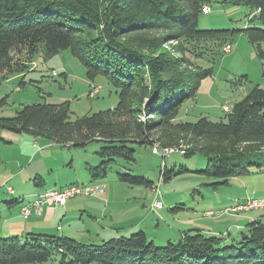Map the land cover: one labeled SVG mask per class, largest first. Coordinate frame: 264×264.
I'll return each mask as SVG.
<instances>
[{"label":"trees","instance_id":"16d2710c","mask_svg":"<svg viewBox=\"0 0 264 264\" xmlns=\"http://www.w3.org/2000/svg\"><path fill=\"white\" fill-rule=\"evenodd\" d=\"M210 2L0 0L4 79L27 73L37 54L49 58L71 49L91 79L104 75L119 94L114 108L76 119L71 118L69 101L27 104L14 116L0 117V128L64 147L100 142L99 163L87 164L93 181L106 177L120 160L135 161L132 144L159 142L161 148H171L180 144L181 136L189 139L186 156L203 153L208 158L202 172L217 178L216 185L249 174L251 168L264 171V159L258 158L264 156V88L259 85L227 111V122L208 117L173 122L185 100L194 98L201 82L213 73L212 66L201 67L196 59L205 55L215 59L239 33L255 44L264 41V27L199 28L200 15ZM221 2L253 9L264 25V0ZM157 131L161 134L154 139L151 134ZM169 131L174 135L162 141L161 135L168 136ZM165 173L167 180L175 171ZM117 176L130 185L154 184L129 172ZM35 182L46 184L41 176ZM230 238L192 229L178 241L157 246L143 230L99 244L66 235L15 234L0 237V264L44 263L55 254L61 256L60 264H264L263 221L249 223L238 239Z\"/></svg>","mask_w":264,"mask_h":264},{"label":"rangeland","instance_id":"374dc122","mask_svg":"<svg viewBox=\"0 0 264 264\" xmlns=\"http://www.w3.org/2000/svg\"><path fill=\"white\" fill-rule=\"evenodd\" d=\"M209 5L211 10L203 11L200 15L199 28L264 27L257 20V13L247 6L225 4L221 0H211ZM226 47L215 59L209 55L196 59V64L201 67L212 66L213 73L201 82L194 98L185 100L174 123L196 122L201 117H208L214 122H227L225 107L230 111L256 85L264 88V41L255 44L246 33H239L231 49L227 51ZM30 64L32 68L25 74L9 75L8 79H4L6 72L0 73V117L14 116L27 104L69 101L71 118L76 119L114 108L119 102L117 87L102 74L91 79L87 67L71 49L61 50L49 58L37 54ZM22 80L25 81L24 84H21ZM94 86H99L100 92L92 97L90 92ZM1 132L0 128V134ZM169 133L165 137L164 134L161 135V140L168 142L174 135L173 132ZM160 134L157 131V134L151 136L156 139ZM18 136L21 141L5 139L6 142L3 143L0 140V176L6 179L23 166L24 173L17 178L22 181L12 179L7 186L21 187L22 192H26L23 193L26 201L31 200L32 193L38 189L35 182L37 171L46 179L48 187H60L71 180L78 185H89L93 182L87 164L99 163L97 152L102 146L100 142H90L85 148L64 147L53 143L50 145L54 146H49L42 138H33L28 134ZM181 137L180 144L171 147L179 150L175 149L167 155L165 151L163 155L160 145L157 144L159 142L154 145L132 144L136 149L135 161H118L106 177L92 183L105 184L107 191L112 190L113 197H116L114 207L125 209L119 219L127 217L125 220H142V229L135 232L144 230L157 246L166 245L171 239L170 236L174 235V229L179 231L192 226L190 221L208 225L211 220L203 218L204 215L207 216L208 210L213 209L214 212L207 214L218 216L227 209H219L222 206L229 205L232 210L240 200L264 199V171L251 168L249 174L234 176L226 184L216 185L214 183L218 181L217 178L202 172L207 167L208 158L203 153L186 156L183 152L190 145L189 139ZM35 140L38 141L36 145ZM155 148H158L157 152ZM258 158L264 159V156ZM166 170L169 174L172 170L175 171L167 180ZM117 172L143 176L154 184L152 187L130 185L119 181ZM0 193L6 195V199L14 197L7 193L5 185L0 186ZM156 200L163 203L158 212L153 207ZM262 212L264 208L250 211L251 214ZM61 259L60 255L55 254L44 263L23 264H60Z\"/></svg>","mask_w":264,"mask_h":264},{"label":"crops","instance_id":"0c3cea01","mask_svg":"<svg viewBox=\"0 0 264 264\" xmlns=\"http://www.w3.org/2000/svg\"><path fill=\"white\" fill-rule=\"evenodd\" d=\"M1 130L0 140H2L3 143L6 142L5 139L11 141L17 139L18 141H21V138L18 136L20 134H15L3 129ZM29 138L30 137H27V139ZM29 140L32 139L30 138ZM34 142L36 145L38 141L35 140ZM43 142L48 143L49 146H54L50 145L47 141L43 140ZM19 168L20 170L13 172V175L7 176L6 179H4L3 176L1 178L0 176V186L5 185L7 193L14 195L12 199H6V195L0 193V236L2 237L15 234L25 236L28 233L66 235L75 238L80 242L99 244L113 237L129 235L143 227L142 220H125L127 217L123 220L119 219L122 216V211L125 209L114 207L113 204L115 203L116 197H113L112 190H105L102 194L98 195L85 196L86 198L76 196L62 205H45L41 214L32 212V214L26 218L22 213L23 206L34 201L39 193L48 189H62L69 185H73L74 182L71 180L60 187H48L47 182L45 186L37 184L38 189L32 193V199L26 201L23 194L26 192H22L21 187L17 186V188H13L10 185L7 186L12 179L22 181L17 178L24 173L23 166ZM57 168H59V166H57ZM37 173L38 176L42 177V175H39L38 171ZM6 180L9 181L7 182ZM94 182L96 181H93L92 183ZM9 188H11L13 192L10 191ZM14 200H19V202L9 205V202ZM240 202L243 201L240 200L237 204ZM228 207L230 206L225 205L219 209L222 210L223 208ZM250 211L251 209L232 213L224 212L215 216L207 214L208 212H214L213 209L208 210L206 212L207 216L204 215L203 217L204 219L211 220L208 222V225L203 226L197 224L195 221H190V225L192 226L179 231L174 229V235H169L171 237L170 240H180L184 236V232L192 229H200L204 233L213 235L230 234L232 238L238 239L240 233L247 228L249 223L256 220L264 222V212L251 214ZM198 220L200 221L202 219ZM232 238H230V240H232Z\"/></svg>","mask_w":264,"mask_h":264},{"label":"built area","instance_id":"2783aa9c","mask_svg":"<svg viewBox=\"0 0 264 264\" xmlns=\"http://www.w3.org/2000/svg\"><path fill=\"white\" fill-rule=\"evenodd\" d=\"M211 10L210 6L204 7V12H209ZM231 49V46L228 45L226 47V50L229 51ZM100 90L99 86H94L90 92L91 96L96 95ZM226 111H229L228 107H225ZM159 146V145H156ZM155 146V147H156ZM167 154H171L174 149L173 148H160ZM158 148H155V151L157 152ZM163 182V179H160V183ZM158 187V186H157ZM156 187V188H157ZM159 188V187H158ZM10 191L13 192L11 188H9ZM106 190L105 184H89V185H78L73 184L69 185L62 189H49L46 191H43L39 193L36 197V199L32 203H28L23 206L22 213L24 217H29L32 212H35L36 214H41L43 211V207L46 205H62L65 204L69 199L76 197V196H93L102 194ZM154 211L158 212L159 209L163 207V203L160 200H156L154 205ZM232 207H229L226 209L225 213H231V211L238 212L242 210H250V209H260L264 208V199H248L244 200L243 202L238 203L235 205V208L231 210ZM209 214H213V212H209Z\"/></svg>","mask_w":264,"mask_h":264}]
</instances>
